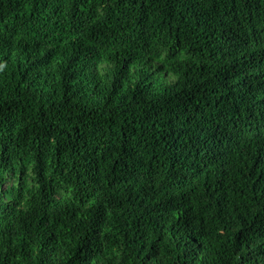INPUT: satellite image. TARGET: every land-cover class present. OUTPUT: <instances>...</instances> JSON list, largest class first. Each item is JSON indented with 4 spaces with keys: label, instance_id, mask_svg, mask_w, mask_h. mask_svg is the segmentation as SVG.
Instances as JSON below:
<instances>
[{
    "label": "trees",
    "instance_id": "16d2710c",
    "mask_svg": "<svg viewBox=\"0 0 264 264\" xmlns=\"http://www.w3.org/2000/svg\"><path fill=\"white\" fill-rule=\"evenodd\" d=\"M0 264H264V0H0Z\"/></svg>",
    "mask_w": 264,
    "mask_h": 264
}]
</instances>
